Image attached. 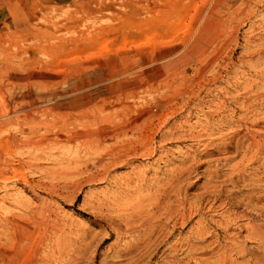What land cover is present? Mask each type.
I'll use <instances>...</instances> for the list:
<instances>
[{"label":"rangeland","instance_id":"rangeland-1","mask_svg":"<svg viewBox=\"0 0 264 264\" xmlns=\"http://www.w3.org/2000/svg\"><path fill=\"white\" fill-rule=\"evenodd\" d=\"M66 101L64 126L47 108ZM94 112L103 142L60 141ZM254 129L264 0H0V264H135L129 226L180 200L146 264H264Z\"/></svg>","mask_w":264,"mask_h":264},{"label":"bare ground","instance_id":"bare-ground-1","mask_svg":"<svg viewBox=\"0 0 264 264\" xmlns=\"http://www.w3.org/2000/svg\"><path fill=\"white\" fill-rule=\"evenodd\" d=\"M60 83V82H59ZM12 85V84H11ZM250 85V84H249ZM55 86V85H54ZM13 88V87H12ZM49 91H51V90H49ZM253 91V90H252ZM45 92H47V91H45ZM57 93V92H56ZM51 94V93H50ZM53 94V93H52ZM42 96V95H41ZM53 96V95H52ZM64 96V94L63 93H61V97H63ZM44 97V96H43ZM54 97V96H53ZM42 99V98H41ZM40 99V100H41ZM59 99V98H58ZM231 100V99H230ZM36 101V102H35ZM37 99L35 98V100L34 99H32V101H31V103L29 102L28 103V108H33V107H35L36 105H34V104H36L37 103ZM53 101V100H52ZM117 101V100H116ZM233 101V100H232ZM14 102V101H13ZM35 102V103H34ZM39 102H42V101H39ZM38 102V103H39ZM45 103H48V102H45ZM53 103H55V102H53ZM70 105H71V103L68 101H66L65 103H62V104H58V105H56L55 107H49V108H47V111H51V110H56V111H58L57 113H58V115L56 116L57 118L56 119H54L55 120V123H60V122H62L63 123V125L64 126H67V123L68 122H70L71 123V125H72V122H74V121H77L78 119H79V117H76V116H73V115H71L70 113H69V111H70ZM245 107V105L243 104V108ZM216 108H217V106H216ZM61 109H65L66 111L64 112V111H62L61 112ZM69 109V110H68ZM101 109V105L99 106V105H95V110L96 111H99ZM21 110V109H20ZM40 110H42V108L40 109ZM251 110V109H250ZM25 111V110H24ZM55 111V112H56ZM37 112V111H36ZM40 112V111H39ZM89 112V111H88ZM41 113V112H40ZM30 114V113H29ZM102 115V114H101ZM34 116V115H33ZM91 116H92V118H93V120H91L89 123L91 124L90 126L87 124V125H85V126H83L82 127V130L81 131H77L74 127L72 128V131H65V133H64V136H62V137H60V141H62L63 143L64 142H67L69 139H79V140H81L82 141V143L86 146V148H91V147H93V146H97V145H99L101 142H103V140L105 139V136L106 135H103V134H99V133H94V132H88V131H86L87 130V128L89 129V127H92L93 126V128H94V126L97 124V122L98 121H100L101 119L100 118H97L96 117V114H95V112L93 113V114H91ZM17 117V116H16ZM21 117V116H20ZM43 117V116H42ZM52 117H54V116H52ZM101 117V116H100ZM19 118V117H18ZM22 118V117H21ZM25 118V117H24ZM51 118V117H50ZM81 118V117H80ZM238 121V120H237ZM235 122V121H234ZM9 123V122H8ZM18 123H19V121H18ZM100 122H98V124H99ZM237 123V122H236ZM242 123V122H241ZM226 124V123H225ZM54 125V123H51L50 124V126H53ZM251 125V124H250ZM253 125V124H252ZM257 125V124H256ZM61 127V126H60ZM119 127V126H118ZM257 127V126H256ZM261 127V126H260ZM43 128V127H42ZM47 128V127H46ZM51 128V127H50ZM50 128H49V130H50ZM59 128V127H58ZM258 128V127H257ZM263 128V127H262ZM57 129V128H56ZM62 129H64V128H62ZM247 129V128H246ZM246 129H244V130H246ZM48 130V129H47ZM61 130V129H60ZM119 130V129H118ZM57 131V130H56ZM102 131V130H101ZM251 131V130H250ZM254 132V134L255 135H258V136H260V135H263V131L261 130V129H254L253 130ZM60 132V131H59ZM58 132V133H59ZM108 132H110V131H108ZM58 133H57V135H58ZM103 133V132H102ZM252 133V134H253ZM53 134V133H52ZM104 134H106V133H104ZM112 134V133H111ZM114 135H117V130H114V133H113ZM109 135V134H108ZM239 136V135H238ZM248 136V135H247ZM48 138H49V136H47ZM137 137V136H136ZM53 138L55 139V137L53 136ZM57 138V137H56ZM140 138V137H139ZM246 137H244L243 139H245ZM252 138V139H251ZM251 141L252 140H254L253 139V137L251 136ZM53 139V141H55ZM59 139V138H58ZM241 139V138H240ZM92 140V141H91ZM47 141V140H46ZM57 141V140H56ZM242 141V140H241ZM247 141V140H246ZM261 141H262V139H261ZM255 142V141H254ZM260 142V141H259ZM35 143V142H34ZM132 143V142H131ZM229 143V142H228ZM57 144V143H56ZM55 144V145H56ZM60 144V143H59ZM121 144V143H120ZM130 144V143H129ZM247 144H248V146H250V147H252V148H254V144L252 145V143H249V142H247ZM48 145V144H47ZM123 145V144H122ZM131 145H133V144H131ZM228 145V144H227ZM245 145V144H244ZM255 145H257V144H255ZM51 146V145H50ZM119 146V145H118ZM129 146V145H128ZM259 146V145H258ZM249 147V148H250ZM125 148V147H124ZM132 148H133V146H132ZM220 148V147H219ZM256 148H258L257 146H256ZM34 149V148H33ZM129 149V148H128ZM250 150H252V149H250ZM242 153V152H241ZM251 155V154H250ZM121 156V155H120ZM119 158V157H118ZM226 158H227V156H226ZM230 158V157H229ZM252 159H253V157H252ZM226 164H228V163H226ZM252 164V163H251ZM242 171V170H241ZM262 175V174H261ZM173 178H177L176 177V175H174V176H172L171 177V185H170V187H171V190H173V191H177V189H176V186H177V184H178V180L177 179H173ZM258 178V177H257ZM259 178H261V177H259ZM170 179V178H169ZM257 180V179H256ZM181 185V184H180ZM250 185V184H249ZM168 187H169V185H167ZM213 186V185H212ZM251 187V186H250ZM263 188H264V186H263ZM250 189H252V188H250ZM256 189H257V187H256ZM259 189V188H258ZM207 190V189H206ZM260 190V189H259ZM249 191V190H248ZM251 191V190H250ZM167 191H164L161 195H160V197H162V198H166L167 197V194L168 193H166ZM262 193H263V191H261ZM260 194V193H259ZM264 194V193H263ZM252 195V194H251ZM209 197V196H208ZM228 197V196H227ZM254 196H250L249 195V198H253ZM157 198V197H156ZM168 198H170V197H168ZM177 198V197H176ZM215 198V197H214ZM179 199V198H178ZM160 200V199H159ZM254 200H256V202L258 203V202H261V200H262V195H260V196H258V197H254ZM161 201V200H160ZM212 201V200H211ZM131 202V201H130ZM149 202H151V201H149ZM156 202V201H155ZM158 202V201H157ZM202 202V201H201ZM206 202V201H205ZM238 202V201H237ZM263 202V201H262ZM177 204V203H176ZM183 202H181V200L178 202V206H177V208L175 209V211H173V212H171L170 210L168 211H164V212H162V210H163V208H162V205H160V203H158V204H155L154 206H155V208L157 209V212L156 213H154V214H152L151 216H150V218H149V220H150V222L149 223H145V221L143 220V217L142 218H140L139 220H136L135 221V227L133 226V225H131V226H129V227H131V228H129L128 230H133V229H136L137 230V232L138 233H140V236L136 239V240H134L126 249H127V253L128 254H133L132 255V257L133 258H135V264H146V262H144V258L142 257V252H144V250H146V248H148L149 246H150V242H151V239L155 236V238H160L162 235H159V233H160V231H159V226H156V223H161L162 221H166V220H171V219H173V218H178V219H180V221L184 218L183 217V213L182 212H179V211H181L180 210V208H182L183 207ZM210 204V203H209ZM203 205V204H202ZM237 205V204H236ZM152 206V205H151ZM174 206V205H173ZM180 206H182V207H180ZM211 206V205H210ZM233 206V205H232ZM176 207V206H175ZM174 207V208H175ZM196 207V206H195ZM198 207V206H197ZM212 207V206H211ZM246 207V206H245ZM142 208V207H141ZM154 208V209H155ZM173 208V209H174ZM189 208V207H188ZM191 208V207H190ZM202 208V207H201ZM208 208V207H207ZM248 208V207H247ZM168 209H170V208H168ZM210 209V208H209ZM192 210V209H191ZM190 210V211H191ZM194 210V209H193ZM192 210V211H193ZM229 210V209H228ZM261 210V209H260ZM139 211V210H138ZM141 211V210H140ZM183 211V210H182ZM201 211V210H200ZM231 211V210H230ZM250 211V210H249ZM189 212V211H188ZM202 213V212H201ZM255 213V212H254ZM256 213H258V214H261V211H259V209L256 211ZM262 213H264V212H262ZM191 214V213H190ZM133 215V214H132ZM139 215H140V213H139ZM241 215V214H240ZM135 216V215H134ZM190 216V215H189ZM189 216H188V218H189ZM260 216V215H259ZM35 218V217H34ZM237 218V217H236ZM242 218H244V219H248L249 220V218H248V216L246 215V214H243V216H242ZM263 218V217H262ZM121 219V218H120ZM119 219V220H120ZM187 219V218H186ZM190 219V218H189ZM243 219V220H244ZM252 219V218H251ZM185 221V220H184ZM239 221V220H238ZM132 222V221H131ZM130 222V223H131ZM234 222V221H233ZM256 222V221H255ZM25 223V222H24ZM166 223H164V225H165ZM181 224V223H180ZM205 225V224H204ZM259 225H261V224H259ZM126 226V225H125ZM145 226H146V228H145ZM226 227H227V225H225ZM183 227V226H182ZM264 227V226H263ZM262 227V228H263ZM162 228V227H161ZM197 228H198V226H197ZM253 228H256V230H257V233L255 234V236L254 237H256L255 238V240L257 239L261 244H262V250H264V231L263 230H261L260 228V226H259V228H257L256 226L254 227L253 226ZM147 229V230H146ZM259 229V230H258ZM127 230V231H128ZM142 230L144 231L143 233H142ZM195 230H197V229H195ZM202 230H203V228H202ZM201 230V231H202ZM18 231V230H17ZM147 231H148V234H147ZM193 231V230H192ZM208 231V230H207ZM255 231V229L253 230V232ZM197 232V231H196ZM204 232V231H203ZM224 232H225V229H224ZM193 233V232H192ZM226 233H228L227 231H226ZM233 234V233H232ZM253 234V233H252ZM23 235V234H22ZM154 235V236H153ZM157 235V236H156ZM192 235V234H191ZM199 235V234H198ZM206 235V234H205ZM247 236V235H246ZM236 237H237V235H236ZM162 238V241L164 240V237H161ZM249 238V237H248ZM188 239V238H187ZM156 240V239H155ZM167 240V239H166ZM206 240V239H205ZM204 240V241H205ZM233 242V241H232ZM231 242V243H232ZM176 243V242H175ZM203 243V242H202ZM201 244V243H200ZM209 244V243H208ZM27 245V244H26ZM196 245V244H195ZM194 245V246H195ZM157 246H159V243H158V245ZM187 246V245H186ZM203 246V245H202ZM20 247V246H19ZM175 247V246H174ZM204 247V246H203ZM226 247V246H225ZM6 248V247H5ZM191 248V247H190ZM4 249V248H3ZM19 249V248H18ZM175 249V248H174ZM197 249H199V248H197ZM227 249V248H226ZM236 249V248H235ZM12 250V249H11ZM157 250V249H156ZM209 250V249H208ZM14 251V250H13ZM199 251V250H198ZM229 251V250H228ZM215 252H217V251H215ZM223 251L221 250V253H222ZM229 252H231V250L229 251ZM229 252H228V254H229ZM260 252H262L261 250H260ZM17 253V252H16ZM192 253V252H191ZM214 253V252H213ZM227 253V252H226ZM264 253V252H263ZM154 254V253H153ZM169 254V253H168ZM167 254V255H168ZM218 254V253H217ZM216 254V255H217ZM220 254V253H219ZM223 254V253H222ZM225 254V253H224ZM231 254V253H230ZM149 256H150V258H149V260H148V262L151 260V254H149ZM220 256V255H219ZM204 257V256H203ZM224 257V256H223ZM211 258V257H210ZM261 258V257H260ZM12 259V258H11ZM32 259V258H31ZM217 260V259H216ZM130 261V260H129ZM7 262V261H6ZM132 262V261H131ZM221 263V262H220ZM15 264H20L19 262H15Z\"/></svg>","mask_w":264,"mask_h":264}]
</instances>
